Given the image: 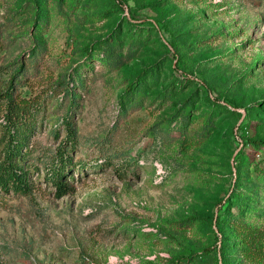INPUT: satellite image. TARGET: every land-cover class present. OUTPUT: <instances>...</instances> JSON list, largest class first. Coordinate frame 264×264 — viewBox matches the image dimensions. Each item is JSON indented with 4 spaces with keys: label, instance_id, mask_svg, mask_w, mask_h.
<instances>
[{
    "label": "rangeland",
    "instance_id": "1",
    "mask_svg": "<svg viewBox=\"0 0 264 264\" xmlns=\"http://www.w3.org/2000/svg\"><path fill=\"white\" fill-rule=\"evenodd\" d=\"M74 70L82 165L62 197L44 181L70 110L48 96L30 192L0 190V264H264V0H0V91Z\"/></svg>",
    "mask_w": 264,
    "mask_h": 264
},
{
    "label": "trees",
    "instance_id": "2",
    "mask_svg": "<svg viewBox=\"0 0 264 264\" xmlns=\"http://www.w3.org/2000/svg\"><path fill=\"white\" fill-rule=\"evenodd\" d=\"M59 3H64L66 0H57ZM107 17V16H105ZM37 18V17H36ZM43 18V17H42ZM36 23V21H35ZM42 22L39 23V27ZM36 26V25H35ZM100 62L108 61L104 56L108 55V51H100ZM88 55H90L88 53ZM19 71L16 69L14 75ZM72 74H68L67 79L63 80L61 84L55 89L49 91V94L41 97H26L17 92L13 83L0 91V190L4 192L12 191L19 194H28L32 187V175L30 168L38 169V166L29 161V157L33 152L31 139L34 137L38 128L41 125L42 119H53L56 112H47V106L53 102L47 103V98H54L56 94L61 96L57 102L58 109L63 103L64 99L70 97V110L66 112L65 116L61 118V122L51 127L50 132L53 137L57 138L59 133L63 131L64 138L57 144L56 150L50 158V162L44 165V181L53 187L56 191L57 197H62L69 193L72 188L69 186L68 179L72 177V171L77 164L73 160L71 154L77 145V133L71 107L75 104V96L73 92L74 85L80 83L82 85V78L78 70H74ZM65 76V77H66ZM12 80L13 75H12ZM67 80V81H66ZM140 81H134L131 86H127L126 90L120 94L119 107L123 113H127L130 107L126 106L128 102L134 101V93L140 86ZM56 100V99H54ZM211 101V97H207ZM216 106L219 102L214 103ZM183 118L174 125L182 124ZM62 127V128H61ZM178 128V127H176ZM252 144L258 148L264 149V139L252 140ZM260 174V181L264 183V167L259 168V164L253 165ZM95 169L97 166L94 167ZM221 241L225 240L222 234ZM170 264H180V259L175 258Z\"/></svg>",
    "mask_w": 264,
    "mask_h": 264
}]
</instances>
